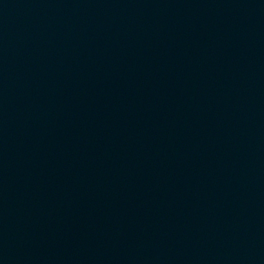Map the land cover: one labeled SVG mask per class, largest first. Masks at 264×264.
Segmentation results:
<instances>
[{
	"label": "water",
	"instance_id": "obj_1",
	"mask_svg": "<svg viewBox=\"0 0 264 264\" xmlns=\"http://www.w3.org/2000/svg\"><path fill=\"white\" fill-rule=\"evenodd\" d=\"M0 264H264V0H0Z\"/></svg>",
	"mask_w": 264,
	"mask_h": 264
}]
</instances>
